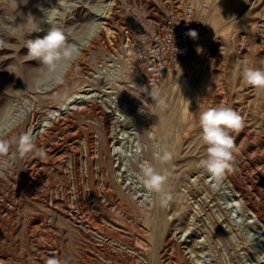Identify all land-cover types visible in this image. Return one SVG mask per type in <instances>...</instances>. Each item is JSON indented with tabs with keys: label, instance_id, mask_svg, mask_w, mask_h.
<instances>
[{
	"label": "rangeland",
	"instance_id": "obj_1",
	"mask_svg": "<svg viewBox=\"0 0 264 264\" xmlns=\"http://www.w3.org/2000/svg\"><path fill=\"white\" fill-rule=\"evenodd\" d=\"M111 1H115L112 11L108 10ZM200 1L206 4L205 20L199 26L196 40L188 58L174 66L168 74L164 85L165 88L166 86H170L169 90L164 94L167 107L161 109L159 122L164 123L167 117L178 107L181 95H188L194 90H209L208 107L221 105L223 102L213 103L215 97L214 84L226 83L228 89L232 90L233 80L236 77L238 87L242 85L247 94L244 99H241L242 96L238 95L239 91H235L233 105L228 101H225L223 104L230 107L234 106L235 111L241 115L244 121V127L240 132H245L250 138L247 140L242 133H234L236 136L233 166L255 196L259 194L264 195V176L262 175L264 172V96L256 94L257 89L254 87H252L253 93L249 94L247 88L250 85H247L241 76L242 69L245 67L264 68V52H252L248 57L239 53L240 51L236 50L238 35L246 31V25L242 17L234 23H232V19L226 13L216 17V13H212L213 8L216 6L215 0ZM258 1L252 0L251 5L253 7L252 10H255L257 13L264 7V0H261L259 5L257 4ZM165 2L163 1L162 3L161 0H104L106 10L93 9L90 12L86 5V0H74V3L79 6L75 8L73 19H69L67 24L76 25L77 23L88 22L94 18L92 12H96L98 14L95 16V19L102 24L101 26H103V30L105 31V36L100 39L95 47L88 48L86 46L83 49L78 60L79 63L87 65L89 69L86 77L93 76V73L100 75L98 78H92L91 82L94 79V87H98L101 90L100 96L104 99L109 94L107 92L111 90L112 85L117 87L115 83L109 82L105 78L104 73L106 70L115 68L114 65L118 63V60H114L113 58L118 57L117 54L121 58L125 55L122 48L124 45H127L128 41L126 38L125 43H123L125 40V33L123 31L130 26V21L135 17L136 11L142 10L146 14L155 12L162 18L168 11L181 8L183 3L176 1L174 7L167 6L165 9ZM56 5L57 0H28V3L24 5L28 8L27 10H24V8L21 10L17 9L22 14L17 16V23L23 22L22 18L30 14L34 17L38 26L43 29L39 32H32L27 38L36 39L46 34L49 25L45 22V12L42 9L47 10ZM221 9L222 7L219 6L218 12ZM128 11L132 12L130 18L126 16ZM110 15L113 21L108 24ZM55 16L56 12L53 10L49 18L51 19ZM33 26L32 20L29 18L28 29L31 30ZM11 43H15V41H11ZM258 43L252 35H249V44L257 46ZM26 54V48L20 49L19 52L12 48L0 49V97L6 98L7 106H5L7 109L19 110L23 108L24 100L8 98L4 93V88L8 86V81H12L15 76L20 81L22 80L21 65L24 64L27 68L37 66V61L34 62V60L29 61L25 59L19 64L17 63L18 56L22 57ZM127 58L128 68L131 71V64L133 65L132 52L128 54ZM99 69H101L100 72H98ZM183 71V80L175 85V77L179 76ZM73 72L76 73V70L73 69ZM172 73H175V77L171 76ZM77 82H81V79L64 82L57 88H39L44 101V103H41L42 110L51 111L55 110L56 106L59 107L61 104L57 103L55 97L64 89L70 90L71 94H76L79 90L76 86ZM122 85H127V83L122 82ZM164 87L161 90H165ZM240 91L242 90L240 89ZM114 95L118 97L115 102L118 109L117 114L120 118H124L127 111L121 102L123 98L117 95V93H114ZM101 97L97 99L101 100ZM146 98V95L144 98L141 97L142 100H146ZM94 99L92 98L91 100ZM88 105H93V103ZM98 106H100V109L96 113L100 114L101 109L106 111V107L103 105L99 104ZM139 107L149 115L155 116L156 114L155 109L151 107L150 103H140ZM78 117L71 115L65 132H62L60 136H56L43 149L29 155L30 159L26 163L27 169H25V172L27 175L25 179H22L20 172L10 170L9 176L4 180H0V208L2 210L0 213V264H46L47 259L51 258L47 255L46 247H51L50 249L53 252H57L56 248H58V244L55 241L43 243L37 236L41 232H46V234L51 237L53 236L52 238L58 241L62 250L61 260L65 261V264H82L83 262L81 263L78 258V255H81V253L83 256L84 254L95 255V251L89 247V242L94 244H101L103 242L112 244L109 245L112 250L115 245L114 252H119L118 254H121V256L126 255L127 257H125L130 259L129 263H121L99 257L98 263L95 261L96 263L88 262L89 264H130V262L131 264H185L186 260H190L192 264H198L196 259L188 257L186 251L188 244H193L190 241L202 234L207 237L210 244L205 251L214 256L212 261H207L206 264H264V258L259 256V254L263 253H260V251L254 252L252 245L248 243L245 235L243 236L245 230L242 229L243 219H241V216L236 217L232 215L229 217L227 215L226 211L228 210L229 212L230 208L228 205L230 194L227 190L223 189L221 184L217 185L216 181L212 185H217L216 189H214L217 200L213 202H210V198L207 199L208 195L212 193L209 192L202 181L193 182V178H191L190 184L188 183L185 186L186 188H182L183 208L177 214L171 213L169 215V238L175 241L177 246H174L173 243L166 244L164 241L165 228L155 231L151 226L144 225L143 222H137L134 218L138 217L139 214L135 206L126 198H123L122 203L130 209L131 216L127 217L126 215L121 213L119 215L117 213V217L119 216L118 220L110 221L112 219L104 217L103 214H94V178L86 167L88 159L86 146L83 144H86L85 137L89 135L93 137L96 146L100 137L97 126L98 119L96 115L90 113H87L83 117ZM110 122L112 121L110 120ZM154 122L155 119H152L151 123ZM152 129L154 130L155 128L152 127ZM200 131L201 129L198 127L197 129H188L183 134L182 138L187 147L193 148L200 143ZM121 136V145L125 151L129 145V138L127 134ZM157 140L156 144L158 145L161 138L157 136ZM171 142L173 141L171 140ZM75 151L79 153L78 173H76V177L79 182L78 186L81 189V198L100 227L99 231L101 234L97 231L98 235L95 233L96 230L92 229L89 225H87V229L82 228L84 232L82 234L76 228L70 227L63 216L57 217L54 215L55 212L52 211L51 192H55L58 189L62 193V185H66L70 180V174H72L73 170L72 166H77V163L71 159V153ZM48 153L50 155L43 159L44 154L47 155ZM203 154L205 155L206 153ZM126 162L127 173L131 182L135 186L137 185L138 188H142L138 174L132 168L128 158ZM75 170L77 169L75 168ZM203 175L207 180L212 179L211 175L206 172ZM75 197L76 195H74ZM102 200L106 205L110 206L108 200L103 195ZM73 207L77 211L76 213H78L79 205L77 198L74 199ZM224 207H228V209L225 211ZM193 216H195L196 220L192 219ZM64 227L66 229L65 232L62 231ZM188 230L191 234L183 237V234ZM181 236L184 241L182 243L179 240ZM6 239H10L7 241V245L4 244L6 243ZM185 242H188V244Z\"/></svg>",
	"mask_w": 264,
	"mask_h": 264
},
{
	"label": "bare ground",
	"instance_id": "obj_2",
	"mask_svg": "<svg viewBox=\"0 0 264 264\" xmlns=\"http://www.w3.org/2000/svg\"><path fill=\"white\" fill-rule=\"evenodd\" d=\"M161 1L162 3L163 1H166L164 3L165 9L167 8V6L174 7L176 1L184 2V0ZM222 1L223 0H215L216 6L213 8L212 13H216V17H219L223 13H226L232 19V23L242 17V20L246 25V31L238 35V45H236V50L240 51L239 53L243 54L245 57H248V55L252 52H264V7H262L261 11L257 13L255 10H252V0ZM114 2L115 1H111V3H109L108 10H113ZM260 3L261 0L257 2L258 5ZM219 6H221L222 9L218 12ZM23 8L24 10L28 9L23 4H21L18 10H21ZM131 15L132 12L130 11L126 13L127 18H130ZM134 19L135 18H133L130 22H133ZM112 21V16L110 15L107 23L110 24ZM249 35H252V37H254L259 42L257 46L249 44ZM104 36L105 31L103 30V26H101L99 35L93 41L87 44V47H95L100 39ZM124 39L125 40L123 43H125L126 41V36L124 37ZM122 49V51H124L125 53L124 57L122 56L121 58L120 55L117 54L118 57L113 59L118 60V63L114 66H119L122 69L123 74L118 80L114 82L117 87H115V85H112V87L110 88L111 90L108 92L106 91L109 94L106 95L105 99L100 96V93H102L101 90L98 87H94L95 84L93 83L94 79L98 78L100 75L96 72V74L98 75H95L93 73V76L86 77L89 69L87 65L81 62L79 63L78 61L68 73L64 82H71L74 79H81V82L76 83V86L79 88V90L76 94H71L67 103L60 105L59 107L56 106L55 110L51 111L42 110L41 103H44V101L42 99L41 92L39 91V88H33L31 86L27 87L23 79H28L29 68L25 67L24 64L21 65V75L23 76V79L20 81L15 76L12 81H8V86L4 88V93L8 96V98H19L24 100L23 109H25L26 111V114L19 121L17 128L11 132V136L15 137L23 133H27L33 136L35 139V151L32 153H35L36 151L43 149L47 144L49 145V143H51V141H53L56 136H60L62 132L66 131L71 115H75V117H83L87 113L94 114L98 119L97 126L100 136L99 140L95 146L93 137L87 135L85 137L86 144H83L86 146L88 159L86 167L91 172V175L94 178V214H103L104 217L112 219L110 221L118 220L119 216L117 217V213H121L123 215H126L127 217L131 216L130 209L122 203L123 198H126L135 206L139 214V216L137 215L138 217L134 218L137 222H143L144 225L151 226L155 231H160L162 228H165L164 241L166 242V244L173 243L174 246H177L176 242L169 238V215L171 213L177 214L178 211L183 208L182 188L188 185L191 178H193V182L198 180L202 181L209 192L212 193L208 195L207 199L210 198V202H213L217 200L214 189H216V186L218 184H221L223 186V189L227 190L230 194V199L228 202V205L230 206L229 212L227 210L228 207H224V210H227V215L229 217L232 215L236 217L241 216V219H243L242 229L245 230L243 236L245 235L248 243L252 245V250H254V252L260 251V253L264 254V195L259 194L255 196L250 188L243 182L234 166L225 173L222 180L216 182L217 185H212L215 180L213 178L211 180H207V178L205 179V176L203 175L205 171L198 166V161L205 156L203 153H205L206 145H204L200 140V143L196 147L190 148L187 147L185 141H183L182 136L188 129H197L199 127V113L203 109L208 108L207 101L209 90H194L188 95H181L178 107L167 117L164 123H160L159 113L162 108L155 106L151 97L147 92L144 91V89L138 87L135 88L136 86L134 83V78L132 77L128 68L127 57L128 54L132 52L130 42L128 41L127 45H124ZM73 69L76 70V73L73 72ZM172 69L170 71H172ZM100 71L101 69L98 70V72ZM171 76L175 77V73H172ZM92 78H94L92 80L93 82H91ZM183 78L184 71L179 76L175 77L174 84L176 85L177 83L181 82ZM122 82L127 83V85H122ZM233 83L234 84L232 90L228 89L226 83L214 84V104L218 102L224 103L225 101H228L229 103H231V105H233V101H235V91H239L238 95L242 96L241 99H244L247 93H245L242 85H240L241 87H238L236 77L234 78ZM59 85H57L55 88H57ZM9 87H11L13 90L19 91H12L11 89H9L8 94H6V89H8ZM169 87L170 86H166V88L164 87L165 90H161L162 93L165 94L169 90ZM252 87L253 86L247 88L249 94L253 93ZM240 89L242 91H240ZM256 92V94H258L259 96H264V92H261L259 90H257ZM114 93H117V95L123 98L121 102L127 111L124 118H120V116L117 114L118 109L116 108L115 102L118 97L114 95ZM145 95L147 97L146 100H142L141 97L144 98ZM99 97H101L102 99H97ZM92 98L95 99L91 100ZM6 103V98L0 97V110L7 109ZM90 103H93V105H88ZM140 103H150L151 107H153L156 111L155 116L152 114L149 115L145 110H142L139 107ZM99 104L106 107V111L101 109L100 114L96 113V111L100 109V106H98ZM232 108L235 110L234 106H232ZM152 119H155L154 123H151ZM110 120L112 122H110ZM152 127H154L155 129L153 130ZM240 133H242V135H244L247 140L250 138V136L245 132L241 131ZM124 134H127L129 138V145L125 151L123 150L120 141V137H122L121 135ZM157 136L161 138V141L158 145L156 144L158 141ZM171 140L173 142H171ZM162 145L167 146V148L173 153V159L170 163L161 164L159 160L160 148ZM10 153L11 155H9ZM30 154L22 158H18L15 147L12 146L9 153L7 154L10 162V167H8L7 170H5L2 175H0V180H4L7 176H9L10 170L20 172L22 174V179H25V176L27 175L25 172V169H27L26 163L30 159ZM48 155L50 154H44V157L42 158L45 159ZM127 158L132 168L137 172L138 177L142 167L149 164L155 167L157 171L168 175L169 179L165 185V188L166 190L171 192L172 199L166 206H162L159 203L158 197L153 194L147 193V191L142 186L140 179L139 182L142 188H138L137 185L135 186L134 183L131 182L129 174L127 173ZM71 159L72 161H75L77 163V166H72L73 170L72 174H70L71 178L66 183V185H62V193L58 189L55 192H51L52 211L55 212L54 215L57 217L63 216L70 227L76 228L82 234H84L82 228L87 229V225L96 230L95 233L97 234V231L100 230V227L96 223L93 215L90 214L84 200L81 198V189L78 186L79 182L77 181L76 177V173H78L79 161L78 151L71 153ZM75 168L77 170H75ZM262 175L264 176V172L262 173ZM74 195H76L75 198ZM102 195L108 200L110 206L106 205V203L102 200ZM76 198L79 205L78 213H76L77 211H75V208L73 207L74 199ZM1 211L2 210L0 208V213ZM192 219L196 220L195 216H193ZM109 225L113 226L111 224ZM62 231H66L65 227L62 229ZM187 234H191L189 233V230L183 234V237H185ZM37 236L43 243H51L55 241V243L58 244V248H56L57 252H53L50 249L51 247L47 246V255H49L51 258L56 257L61 259L62 250L60 244L56 239L52 238L53 236H49L48 234H46V232H41L40 234H37ZM183 237H179L181 243L184 242ZM8 240L6 239V243L4 244L7 245ZM185 243L188 244V242ZM190 243L193 244H188L186 251V254L190 259H196L198 264H206L207 261H212V258L214 256L212 254H208L205 251V249L208 248V245L210 246L206 236L202 234L201 236L195 237V239L190 241ZM88 244L91 250H94V253L96 254H84L83 256L81 253V255H78L81 263H96L95 261H97L98 263L99 257H102L104 259H111L116 262L129 263L130 259L126 258V255L125 257L121 256V254H118L119 252H114L115 245L112 250L109 246L112 244H107L106 242H103L101 244H94L92 242H89ZM185 264L192 263L190 260H186Z\"/></svg>",
	"mask_w": 264,
	"mask_h": 264
},
{
	"label": "clouds",
	"instance_id": "obj_3",
	"mask_svg": "<svg viewBox=\"0 0 264 264\" xmlns=\"http://www.w3.org/2000/svg\"><path fill=\"white\" fill-rule=\"evenodd\" d=\"M28 0H0V49L12 48L19 52L27 49V54L17 58V63L27 59L37 61V66L28 69V79L25 80L27 87L47 89L62 84L75 63L79 60L83 49L93 41L101 31L100 22L95 19L98 14L92 12L93 19L85 23L68 25L67 21L73 19V12L78 4L74 0H57V5L42 11L45 12V22L49 25L46 34L36 39L27 38L32 32L42 31L34 17L30 14L17 23V16L22 15L17 11L21 4L26 5ZM86 5L91 12L93 9L106 10L104 0H86ZM55 10L56 16L49 18L50 13ZM31 18L33 27L28 29V20ZM191 37L197 36L196 31L188 33ZM15 41V43H11ZM11 67V66H10ZM15 73V72H14ZM123 74L122 69L116 66L114 69L106 70L105 78L109 82H115ZM243 81L255 89L264 92V68L245 67L242 69ZM9 89H6L8 94ZM144 91L148 90L144 88ZM156 107L166 108L165 95L161 89L154 88L148 92ZM71 96L68 89L60 92L55 100L63 105ZM26 114L25 109L0 110V175L10 167L8 153L12 146L18 158L27 156L35 151V139L33 136L23 133L15 137L11 132L17 128L19 121ZM198 124L201 129L200 139L206 145L204 158L198 161V166L211 177L219 182L225 173L233 167L235 134L244 127L241 115L232 107L221 104L208 107L199 113ZM173 153L167 146H161L159 160L161 164L170 163ZM140 182L148 194L158 197L159 203L166 206L172 199L170 191L165 185L169 179L168 175L157 171L152 165H144L139 174ZM264 258V254H259ZM46 264H65L60 258H49Z\"/></svg>",
	"mask_w": 264,
	"mask_h": 264
},
{
	"label": "built area",
	"instance_id": "obj_4",
	"mask_svg": "<svg viewBox=\"0 0 264 264\" xmlns=\"http://www.w3.org/2000/svg\"><path fill=\"white\" fill-rule=\"evenodd\" d=\"M197 1V2H196ZM206 4L200 0H184L182 7L170 10L161 18L157 13L135 12V19L124 30L132 48L131 75L135 88L162 89L170 70L188 58L205 20Z\"/></svg>",
	"mask_w": 264,
	"mask_h": 264
}]
</instances>
